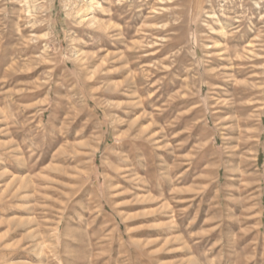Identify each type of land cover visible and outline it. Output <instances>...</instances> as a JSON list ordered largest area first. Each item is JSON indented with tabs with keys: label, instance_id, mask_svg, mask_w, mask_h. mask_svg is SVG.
I'll return each mask as SVG.
<instances>
[{
	"label": "rangeland",
	"instance_id": "rangeland-1",
	"mask_svg": "<svg viewBox=\"0 0 264 264\" xmlns=\"http://www.w3.org/2000/svg\"><path fill=\"white\" fill-rule=\"evenodd\" d=\"M112 1L0 0V264H264V1Z\"/></svg>",
	"mask_w": 264,
	"mask_h": 264
},
{
	"label": "bare ground",
	"instance_id": "bare-ground-1",
	"mask_svg": "<svg viewBox=\"0 0 264 264\" xmlns=\"http://www.w3.org/2000/svg\"><path fill=\"white\" fill-rule=\"evenodd\" d=\"M108 3H109V5L111 6V7H113L114 6V3H113V1L112 0H106ZM247 1H250V0H247ZM264 1V0H263ZM106 2V3H107ZM113 5V6H112ZM256 7L262 12V10H263V7L260 5V4H257L256 5ZM111 11H112V8H111ZM111 11H110V13H111ZM235 11V10H234ZM214 13V12H213ZM228 14H230V13H227L226 11H223V14H222V18H221V16L220 17H218V19H216V14H215V19L217 20V23L219 24V27H220V30L218 31V32H220V34H221V36L222 37H227V28L230 26V24H227V23H229V22H232L231 20H233V19H231V18H229V15ZM231 14H233V13H231ZM238 14V13H237ZM251 14V13H250ZM261 15H262V13H260ZM231 16V15H230ZM236 16V15H235ZM110 17V19L111 20H113L116 16H115V14L114 13H111V15L109 16ZM263 17V16H262ZM242 20V16L241 17H238V19H237V23H241V24H244V20H248V17L247 18H244L243 19V21H240V20ZM110 21V20H109ZM250 21V20H249ZM111 25V24H110ZM231 25H233V24H231ZM218 26V25H217ZM233 27V26H232ZM215 28V27H214ZM247 28H245V30H246ZM111 30V29H110ZM214 30V32H216V30L215 29H213ZM249 32V31H248ZM248 32H242L243 34H245V35H247V36H250V35H252V33L250 34V33H248ZM213 35V34H212ZM218 35V34H217ZM260 35V34H259ZM215 36V35H214ZM239 36H241L240 34L238 35L237 34V36H235L236 38L237 37H239ZM214 38V37H213ZM232 38V37H231ZM215 39V38H214ZM229 39V38H228ZM235 39V38H234ZM242 39V38H241ZM260 39V38H259ZM216 43H215V46H212V47H210L209 49H213V48H217L218 47V44H219V42L218 41H215ZM263 42V41H262ZM264 44V43H263ZM220 59V58H219Z\"/></svg>",
	"mask_w": 264,
	"mask_h": 264
}]
</instances>
